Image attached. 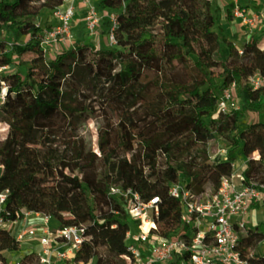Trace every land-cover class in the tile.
<instances>
[{
    "label": "trees",
    "instance_id": "obj_1",
    "mask_svg": "<svg viewBox=\"0 0 264 264\" xmlns=\"http://www.w3.org/2000/svg\"><path fill=\"white\" fill-rule=\"evenodd\" d=\"M62 2L31 0L23 8L20 0H0V31L5 33L0 46L13 39L19 54L32 52L33 62L44 69L41 76L33 67L25 77L19 70L0 72L4 219L16 221L26 211H37L59 227L82 225L76 260L122 264L129 217L115 197L96 205L97 184L132 187L144 201L158 196L156 232L161 236L188 227L178 219L180 199L169 193L179 170L170 163L176 143L194 150L199 159L187 188L214 191L219 183L211 180L212 173L229 175L228 160L242 155L243 181L264 193V122L245 120L264 104L263 89L253 88L249 80L255 73L264 75V46L257 38L239 48L220 36L211 0H127L121 11L126 21L114 28L115 44L90 49L82 42L46 59L36 25L43 10L51 15ZM122 2L100 0L99 6L119 8ZM25 34L28 39L18 45L15 40ZM13 62L8 52L0 54V68ZM226 88L241 104L223 111L219 103ZM65 96L72 104L63 101ZM93 117L101 121L98 150L84 152L72 119ZM61 128L67 135L58 138ZM214 140L225 142L228 160H211L208 145ZM132 149L130 159L120 158ZM262 239L264 223L241 236L239 247L250 264H264L263 248L252 251ZM19 250L21 241L0 226V260L6 263V253ZM20 260L41 264L34 250ZM188 261L184 252L153 264Z\"/></svg>",
    "mask_w": 264,
    "mask_h": 264
},
{
    "label": "built area",
    "instance_id": "obj_2",
    "mask_svg": "<svg viewBox=\"0 0 264 264\" xmlns=\"http://www.w3.org/2000/svg\"><path fill=\"white\" fill-rule=\"evenodd\" d=\"M100 0H63L52 10L47 22L51 26L48 35L42 41L43 46L52 41L68 44L72 35V21L76 14H82L85 28L93 33L101 21L106 20V36L109 45L116 43L114 28L125 22L121 11L125 9L127 0H123L119 8H100ZM212 1V0H211ZM231 3L230 13L238 19L251 34L259 24V13L250 12L243 0H226ZM51 23V24H50ZM2 35L0 32V40ZM106 47V45H102ZM93 48L90 46V49ZM10 42L0 46V54L8 52ZM8 66L0 69H6ZM253 88L264 91V75L255 73L249 78ZM234 86V84H232ZM4 97V91L2 94ZM234 97L230 88L222 91L219 108L228 109V101ZM264 97V95H263ZM222 160H228L226 155ZM246 160V159H245ZM237 160H228L232 167L229 175L217 173L218 187L214 191L205 192L198 198L190 188L183 183L171 184L169 193L181 201L178 219L182 225L177 227L166 237L157 231L156 217L159 214V197L153 196L148 201L140 198L139 193L132 187L122 185L108 186L103 183L102 197L98 190L93 197L97 206L110 203L111 197L117 198L127 211L130 229L127 232L126 251L122 254V264H153L168 262L176 253H189L187 264H250L246 255L240 250V241L243 234L249 232L246 215L254 203L264 202L263 191L243 181V166ZM220 161V160H219ZM194 159L192 167H196ZM99 191V192H98ZM6 198V192L0 193V210ZM30 213L41 216L42 228L39 232L40 250L38 251L41 264H94L75 259V252L80 247L84 228L82 225L50 226V215L26 211L21 220L23 224L17 231V239L21 240L27 234L37 232L35 226L27 223ZM12 221L4 219L0 213V226ZM264 243V239L259 240ZM263 252H264V247ZM0 264H6L0 260ZM15 264H23L19 259Z\"/></svg>",
    "mask_w": 264,
    "mask_h": 264
},
{
    "label": "rangeland",
    "instance_id": "obj_3",
    "mask_svg": "<svg viewBox=\"0 0 264 264\" xmlns=\"http://www.w3.org/2000/svg\"><path fill=\"white\" fill-rule=\"evenodd\" d=\"M22 7H27L31 0H20ZM101 8V7H100ZM50 16V13L47 11H42L40 14V17L38 19V23L36 26L41 27L40 32L42 33L41 37V47L43 49V55L46 59L51 58L53 55L58 53L59 51H62L63 49H66L69 45L74 46L77 44H80L82 42L88 43L93 48L102 47V45L106 46H112L109 45L107 36H106V30L105 27L107 25V21H101L100 25H98L95 32L90 33L87 29H82L78 34L73 35L70 39V42L68 44H63L62 42H56L52 41L50 43H47L43 46L42 41L46 38L48 35V31L50 30L51 26L47 22V18ZM51 24V23H50ZM1 35L5 34L4 31H0ZM222 36L221 34H219ZM9 34L7 33L6 37H8ZM29 34H25L21 36L18 40H15L18 45H24L25 41L28 39ZM14 40L10 42V49L8 53L12 55L13 63L7 67L5 70H0V72L9 71V70H19L21 74L25 77L26 71L30 67H33V70L35 73H37V76H41L44 73L43 66L40 64H36L32 60L33 53L32 52H26L23 54H19L18 51H16L15 45H12ZM13 47V49H12ZM20 47H18L19 49ZM17 49V50H18ZM3 91L0 92V103L4 100V97H2ZM65 99V100H63ZM63 101L66 102V104H72L69 97L65 96L63 97ZM240 100L237 96L232 97L228 101V109L239 107L240 106ZM264 116V104L262 107L256 111H251L247 114L245 117L246 121H252L255 120L258 117ZM74 121V125L77 127V133L82 138L83 141V151L87 152L92 148H95L98 150L97 144L99 140V127L101 126V121L99 118L93 117L87 120H81L78 118L72 119ZM1 125V124H0ZM58 125H61V121L58 122ZM3 127H0V130H3ZM63 130V128H61ZM64 131V132H63ZM62 133L58 134V138L65 137L67 135V132L63 130ZM182 144L176 143L171 150L170 153V163L174 166L178 167L179 170L177 172L176 178L172 181L171 184L176 183H183L184 185L190 181L192 173L199 167V159L192 149H182ZM135 149H132L128 151L126 154L122 155L120 158H127L130 159L132 153H134ZM208 151L210 153V158L212 161H219L222 160L226 155V144L222 140H214L211 141V143L208 145ZM107 157L108 155L105 154ZM194 159H196V167L191 168ZM245 160V157L240 155L237 159L238 162H242ZM217 171H214L211 175V177L217 175ZM121 185V184H120ZM98 190L103 192V183L98 185ZM98 191V192H99ZM192 192L197 195L198 198H201V196L204 195L203 191L200 189H194ZM209 193L210 191L207 190ZM20 220V219H19ZM246 221L247 226L250 229H253V227L258 223H264V204H259L253 206L248 214L246 215ZM50 226L55 227L57 226V221L52 218L50 220ZM264 247L263 242L256 241L254 243V246L252 247V251L255 249H262ZM83 261L90 262L88 258H84Z\"/></svg>",
    "mask_w": 264,
    "mask_h": 264
},
{
    "label": "crops",
    "instance_id": "obj_4",
    "mask_svg": "<svg viewBox=\"0 0 264 264\" xmlns=\"http://www.w3.org/2000/svg\"><path fill=\"white\" fill-rule=\"evenodd\" d=\"M250 12L259 13L261 20L259 24L254 28L251 34L248 33L246 27L238 20L232 17L230 13L231 3L226 0H212V12L216 18V30L222 36L227 37L232 40L239 48L248 41L250 38H257L260 41V44L264 46V0H243ZM86 29L81 13H77L72 21V35L78 34L81 30ZM68 47H71L69 45ZM99 48V47H98ZM252 121H263L264 116L258 117ZM217 178V175L213 176ZM42 217L36 216L33 213H30L27 218V223L32 226H35L37 232L34 234H27L21 239V250L19 251H10L7 252V262L6 264H15V261L19 259L24 253L34 250H40L39 244V230L42 228ZM23 224V220H16L9 223H6L5 226L11 231L13 235H17V231L20 226ZM58 225V222H57ZM88 260L92 262V259Z\"/></svg>",
    "mask_w": 264,
    "mask_h": 264
},
{
    "label": "bare ground",
    "instance_id": "obj_5",
    "mask_svg": "<svg viewBox=\"0 0 264 264\" xmlns=\"http://www.w3.org/2000/svg\"><path fill=\"white\" fill-rule=\"evenodd\" d=\"M100 196L102 197V192L100 191Z\"/></svg>",
    "mask_w": 264,
    "mask_h": 264
}]
</instances>
